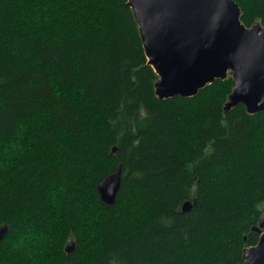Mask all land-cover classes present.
I'll list each match as a JSON object with an SVG mask.
<instances>
[{
	"label": "trees",
	"instance_id": "16d2710c",
	"mask_svg": "<svg viewBox=\"0 0 264 264\" xmlns=\"http://www.w3.org/2000/svg\"><path fill=\"white\" fill-rule=\"evenodd\" d=\"M127 3L0 0V264H242L259 242L264 112H225L231 75L160 100Z\"/></svg>",
	"mask_w": 264,
	"mask_h": 264
},
{
	"label": "water",
	"instance_id": "95a60500",
	"mask_svg": "<svg viewBox=\"0 0 264 264\" xmlns=\"http://www.w3.org/2000/svg\"><path fill=\"white\" fill-rule=\"evenodd\" d=\"M140 27L145 53L159 81L160 100L193 98L230 73L235 88L225 105L230 112L244 105L251 115L264 112V26L248 28L241 20V8L234 0H128ZM117 152V148L113 149ZM123 183V167L97 187L101 201L113 206ZM193 204L187 202L183 212ZM256 246L245 249L242 264H264V216ZM11 228L0 226V245ZM74 241L66 251H75Z\"/></svg>",
	"mask_w": 264,
	"mask_h": 264
},
{
	"label": "rangeland",
	"instance_id": "374dc122",
	"mask_svg": "<svg viewBox=\"0 0 264 264\" xmlns=\"http://www.w3.org/2000/svg\"><path fill=\"white\" fill-rule=\"evenodd\" d=\"M232 73H230V75H231Z\"/></svg>",
	"mask_w": 264,
	"mask_h": 264
}]
</instances>
